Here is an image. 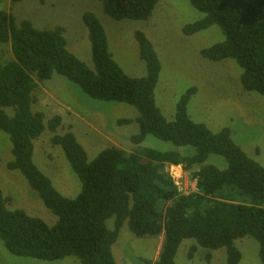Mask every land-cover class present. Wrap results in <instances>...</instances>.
<instances>
[{"label": "trees", "instance_id": "16d2710c", "mask_svg": "<svg viewBox=\"0 0 264 264\" xmlns=\"http://www.w3.org/2000/svg\"><path fill=\"white\" fill-rule=\"evenodd\" d=\"M98 1L103 13L115 20H145L160 0ZM189 1L204 16L186 24L182 32L191 35L219 26L223 40L201 49V56L234 60L242 68L243 89L264 96V0ZM82 22L91 43L92 66L67 49L63 26L37 28L0 9V130L9 135L13 156L7 165L25 177L56 216L48 224L21 208H10L0 189V241L5 249L44 260L74 256L83 264H116L112 245L127 222L137 236H162L153 264H176L178 246L187 238L195 241L190 257L202 247L207 250L205 264H210V250L225 248L226 264H238L241 252L235 240L246 235L258 242L264 264V165L235 143L228 127L213 132L191 120L187 104L195 86L180 95L172 120L163 116L155 101L161 64L144 32L136 30L134 37L146 74L133 77L113 58L96 13L85 11ZM6 45L11 56L4 58L1 49ZM54 73L78 84L89 97L132 105L138 113L133 143L153 135L177 147H193L194 152L184 155L151 147L125 151L113 146L88 160L71 130L57 132L59 115L45 124L44 114L32 110L38 83ZM46 127L53 132L51 143L61 146L79 177L81 189L73 198L61 195L33 161V140ZM210 154L222 156L226 167L206 163ZM170 165L181 166L195 178L197 191L178 193L167 170ZM243 196L247 202L239 201ZM108 219L113 220L112 228L107 227Z\"/></svg>", "mask_w": 264, "mask_h": 264}, {"label": "rangeland", "instance_id": "374dc122", "mask_svg": "<svg viewBox=\"0 0 264 264\" xmlns=\"http://www.w3.org/2000/svg\"><path fill=\"white\" fill-rule=\"evenodd\" d=\"M0 9L13 13L17 19H27L35 27L49 29L65 28L67 49L79 59L92 66L91 43L82 22L85 11H93L99 17L108 39L109 51L119 66L130 76L146 74L145 62L139 55L134 32L140 30L151 41L161 64L155 87V101L163 116L172 120L180 95L189 87L196 92L187 104V113L192 121L204 124L217 132L228 127L235 143L258 163L264 165V96L246 91L240 82L242 68L232 59L213 61L201 56V49L223 40L219 26L211 25L191 35L182 28L204 13L192 6L189 0H160L152 15L145 20H115L103 13L98 0H0ZM1 56L10 55L9 46L1 49ZM35 95L37 102L33 111H41L47 120L59 115L62 119L57 132L71 130L84 147L88 160L107 147L125 151H141L151 147L159 151L177 150L189 155L194 148L175 146L153 135H146L135 144L131 136L138 132L133 121L137 110L127 103L100 100L89 97L65 77L53 74L52 78L38 83ZM130 119V122H123ZM53 132L46 127L33 140V161L51 180L63 196L75 197L81 187L79 177L72 169L60 145L50 141ZM13 158L9 135L0 130V189L7 197L10 208H21L29 215L37 216L48 224L56 216L43 204L18 170H10L7 163ZM206 163L225 168L227 163L220 155L210 154ZM181 177H189L183 170ZM239 201L247 202L246 196ZM112 219L106 221L112 228ZM162 236L133 234L127 222L120 228L112 245L116 264H153L161 247ZM193 239H184L178 246L176 264H205L206 249L198 247L188 255ZM241 252L238 264H261L258 242L243 236L235 240ZM211 251L210 264H226L225 248ZM0 264H83L74 256L56 260H44L18 256L8 252L0 241Z\"/></svg>", "mask_w": 264, "mask_h": 264}, {"label": "built area", "instance_id": "2783aa9c", "mask_svg": "<svg viewBox=\"0 0 264 264\" xmlns=\"http://www.w3.org/2000/svg\"><path fill=\"white\" fill-rule=\"evenodd\" d=\"M167 170L174 179V183L177 187L178 193L185 195L190 192L197 191L195 178H192L187 173L186 174L189 177H181V172L183 173L181 166L170 165Z\"/></svg>", "mask_w": 264, "mask_h": 264}, {"label": "clouds", "instance_id": "9594fccd", "mask_svg": "<svg viewBox=\"0 0 264 264\" xmlns=\"http://www.w3.org/2000/svg\"><path fill=\"white\" fill-rule=\"evenodd\" d=\"M182 168V167H181ZM183 170V169H182ZM188 175H189V173L187 172V171H185ZM190 176V175H189Z\"/></svg>", "mask_w": 264, "mask_h": 264}, {"label": "crops", "instance_id": "0c3cea01", "mask_svg": "<svg viewBox=\"0 0 264 264\" xmlns=\"http://www.w3.org/2000/svg\"><path fill=\"white\" fill-rule=\"evenodd\" d=\"M159 252V251H158Z\"/></svg>", "mask_w": 264, "mask_h": 264}]
</instances>
